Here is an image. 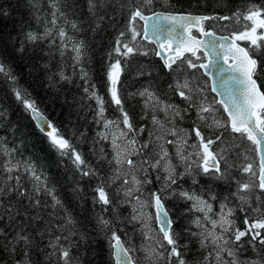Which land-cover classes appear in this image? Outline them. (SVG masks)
Returning a JSON list of instances; mask_svg holds the SVG:
<instances>
[{
  "label": "snow or ice",
  "instance_id": "obj_1",
  "mask_svg": "<svg viewBox=\"0 0 264 264\" xmlns=\"http://www.w3.org/2000/svg\"><path fill=\"white\" fill-rule=\"evenodd\" d=\"M153 5L154 0H128L127 5H121V8L128 7V23L126 30L119 31L113 48L108 53L110 62L106 72L111 102L120 112V117L116 120L105 117L104 98L95 91L94 84H89L88 71L83 66L86 55L84 41L76 40L66 30L65 25H68L75 32L81 31L78 22L69 21L67 13L62 10L63 7L71 9L74 5L63 4V0H48L51 18L44 19L42 31L23 32V39L19 41L17 48L18 52L23 53L26 44H38L47 40L50 47L57 46L61 56L69 48L74 53L72 57L74 67H79L81 79L87 85L83 91L89 99L96 101V117L98 118L96 122L103 125L104 131L98 132L97 136L100 140L110 141L111 144L113 155L108 163L114 164L115 167L108 181L99 177L96 169L87 165L81 153L72 148L69 141L46 120L25 89L14 88V95L25 111L30 113L39 130L46 133L52 146L60 152L61 156H70L72 164L83 177L99 179L100 182L94 190L96 193L94 201L106 206L104 211H108L109 208L115 211L114 199L107 188L110 184L120 182L117 194L122 193L124 199L119 203H130L133 206V214L129 222L140 221L145 239L155 240L153 247L145 249L151 260L162 261L163 264H189L183 251L187 245L180 243L181 232L174 228L175 220L169 215L170 210L166 208V200L169 196H174L189 202L186 211L193 213L190 225H194L197 231H191L190 228L182 231L195 238L199 249L204 250L196 264H264V258L251 261L240 258L245 243L253 250H256L257 244L264 249V211H262L264 206H250L253 197L255 201H259L264 195V90H262L264 87V5L249 4L243 12L238 9L232 16L157 12L153 10ZM29 6L34 10L33 18L40 22L43 18L39 15V0H29ZM87 6L93 21L92 30L96 31L105 21V9L112 6V0H87ZM149 12L150 15L147 14ZM7 14L0 9V18ZM61 20L63 25L60 23ZM210 20H235L237 24L243 21L242 30L233 31L230 36L217 37L215 32L206 27V22ZM137 21L144 22L141 30L136 27ZM149 21H151L150 24ZM193 30L201 37L210 39L205 40L193 35ZM138 38L152 40L158 44L159 49L169 53L164 56L161 51H156V55L163 59V67L169 73L177 74L168 88L186 104V107L181 108L178 104L168 102L166 98L158 95L151 85L133 93L132 95L142 98L144 111L141 119L150 115L153 125L151 131H148L145 126L136 125L133 117L124 108L118 87L124 71L120 57L127 58L141 51L137 44ZM240 41L248 42V46L242 47ZM113 54L117 57L114 60ZM142 54L148 55V52L144 51ZM190 57H194L195 60ZM202 58L207 62L198 63ZM221 58L228 65L231 75L229 80L224 81L226 98L216 103L223 106L228 119L225 123L211 116V123H207L210 114L216 109L212 104L206 103L207 98L203 96L204 89L194 86V80H190L187 76H184L182 80L179 77L182 74V66L185 64L188 69L208 70L215 67L216 71L223 72V67L217 65V60ZM0 74L11 80L13 84L16 83L11 67L2 59H0ZM58 75L60 80H71L63 71ZM213 91L216 89L213 88ZM190 110L195 111L197 117L192 127L197 142L191 144H189V132L177 126V121L184 120L185 114ZM159 113H163V120L159 118ZM3 115L4 113L0 112V117ZM202 124L210 129H225L231 134H239L240 137L246 138L255 145L260 154L258 170L251 162L240 166L241 173L249 178L243 181L237 180V188L231 193V196L239 201V211L259 214L251 218L245 215L246 227L243 230L236 226L233 218L236 209L229 207L228 197L220 202V211L215 212L211 201H215L217 196L212 194L211 189L204 193L180 187L179 181L185 177H191L192 183L198 184L197 175L200 173L211 180L225 183L234 179L230 170L235 165L229 163V152L232 148H239V145H224L214 150L213 145L222 141L223 134H215L214 138L206 136L202 131ZM49 128L51 130L47 131ZM146 131L149 138L141 142L139 136ZM167 145L175 147V157L178 158L179 164L183 165V172L177 171L178 165L172 162L173 156L169 153ZM189 148L192 151H188ZM18 152V147H10L3 139H0V154L6 157L0 168L8 174L3 184H0V209L3 210L0 212V223H3L5 219L9 224L15 223L18 217L27 215L26 212L21 213L20 207L39 208L41 194L49 196L52 201L50 207L54 210L62 209L64 212L63 216L57 215L56 212L50 214L51 218L58 221L52 227L61 232L68 231L67 235H57L53 241H50L48 247L52 251L47 252L49 264H78V258H74L72 254L76 244L71 239L76 235V220L56 196L54 187H49L47 176L39 171L30 159H17ZM98 159H105L103 149L100 150ZM244 159L247 160V157ZM153 171L158 173L155 179L162 180V186L159 190L151 192L147 199H142L144 186L152 183L149 176ZM160 172H163V176L159 174ZM13 173L16 174L13 175ZM23 174H27L31 181V189L23 183ZM9 182L12 183L9 184ZM24 199L29 201L27 206L21 204ZM13 200L20 207H16L12 203ZM147 207L154 209V213L145 212L144 209ZM153 216L159 225L158 230L153 229L149 223ZM29 219L39 220L40 217L29 216ZM97 222L102 230L110 233L109 250L114 264H137L131 255L134 249L126 246L112 220L99 215ZM48 231H51V227ZM156 231L160 234V239L152 235ZM0 238L6 241L5 244L0 245V250H7L9 255L14 257L11 264H33L31 258L33 239L24 225L18 226L12 232L11 238H9L8 227H0ZM83 238L82 233L81 239ZM61 241H66L67 246ZM21 245L22 247H18Z\"/></svg>",
  "mask_w": 264,
  "mask_h": 264
},
{
  "label": "trees",
  "instance_id": "obj_2",
  "mask_svg": "<svg viewBox=\"0 0 264 264\" xmlns=\"http://www.w3.org/2000/svg\"><path fill=\"white\" fill-rule=\"evenodd\" d=\"M63 4L74 5L71 9L63 7L62 10L67 13L69 21L78 22L81 31L75 32L68 25L65 27L76 40H83L85 43L86 55L83 59V66L88 71L89 84H94L95 91L104 98L105 117L116 120L120 117V112L117 106L111 102L106 72L110 62L108 53L112 50L119 31H124L127 27L128 7L121 8V5H127L128 0H112V6L105 9V21L96 31L92 30L93 21L88 12L87 0H63ZM249 4L264 5V0H154L153 10L209 16H232L238 9L243 12ZM39 8V15L43 19L37 22L33 18L34 10L29 6V0H0V9L8 13L0 18V59L11 67L12 73L16 77V83L13 84L11 80L0 74V112L4 113L0 117V139H3L10 147L19 148V152L16 154L17 159H30L36 164L37 169L47 176L49 187H54L56 196L72 213L76 220V235L71 237L76 246L73 248L72 254L74 258H78V264H114L109 250L108 237L110 233L99 227L97 222L99 215L112 220L118 235L121 236L126 246L134 249L131 254L137 264H163L162 261L148 260V263L140 259V253L149 248V239H145L139 221L129 222L133 214L131 204L119 203L124 199L122 193L117 194L120 182L110 184L107 188L114 199L115 211L112 208L104 211L106 206L94 201L96 195L94 190L100 182L99 179L97 177H83L72 164L70 156H61L60 152L52 146L47 135L37 128L30 113L25 111L23 105L14 95V88L25 89L58 133L69 141L72 148L81 153L87 165L96 169L99 177L105 181L109 180L115 167L114 164L108 163L113 155L111 144L110 141L100 140L97 136L98 132L104 131L103 125L96 122L98 119L96 117V101L89 99L83 91L87 85L81 79L79 67H74L72 59L74 53L69 48L61 56L57 46L50 47L47 40L38 44H26L23 53L17 51L19 41L23 39V32L28 30L42 31L44 19L51 18L48 0H39ZM60 23L63 25L62 20ZM242 24L243 21L241 24H237L235 20H210L206 22V27L218 34L231 35L233 31L242 30ZM193 34L197 35V32L193 30ZM239 43L244 47L248 46L246 41ZM137 44L141 49L139 53L127 58L120 57L124 71L121 74V83L118 87L124 108L133 117L136 125L138 127L145 126L148 131H151L153 129L151 117L148 115L141 119L144 111L143 101L139 96L132 95L133 93L151 85L157 94L166 98L168 102L178 104L181 108L186 107V104L178 96L172 94L168 88L177 74L169 73L163 67L162 62L155 56L154 45L140 38H138ZM57 45H59V40H57ZM144 51H147L148 55H143ZM116 58L113 54V60ZM190 58L195 60L194 57ZM203 60L202 58L201 61ZM61 71L71 80H60L58 74ZM184 76L194 80V86L204 89L203 96L207 98L206 103L210 102L212 105L216 103L215 95L209 89L208 78L202 74L200 69H188L185 64L182 66V74L179 78L182 80ZM258 83L262 82L258 81ZM215 106L222 115L219 116L220 119L226 123L227 117L221 105L217 103ZM158 115L160 119L164 118L163 113ZM196 120L195 111L190 110L185 114L184 120L177 121V126L187 130L191 138L194 134L192 131L193 123ZM207 123H211V118ZM201 127L206 136L214 138L215 134H223L222 141L213 145L214 150L224 145H239V148H232L229 152V163L235 165L230 170L234 179L225 183L224 181L211 180L200 173L197 175L198 184L194 185L191 177H185L179 181L180 187L185 190L192 189L204 193L211 189L212 194L217 196L215 201H211L215 212L216 210L220 211V202L228 197L229 207L236 209L233 217L236 226L243 230L246 227L244 224L245 215L251 218L259 214L239 211V201L232 197L231 193L237 188V180L243 181L249 178L241 173V165L251 162L254 164V168L258 170L255 145L246 138L240 137L239 134H231L225 129H210L204 127L203 124ZM148 138L147 131L139 136L141 142L148 140ZM170 146L167 145V148ZM170 148H168L169 153L175 159V164L178 165L177 171L183 172V165L179 164L178 158L174 156L175 151L170 150ZM101 149L105 154L104 160L98 159ZM244 157H247V160ZM5 159L6 157L0 154V165L4 163ZM15 174L13 173V175ZM157 174L155 171L151 172L149 179L152 180V183L145 185L149 193L159 190L162 186V180L157 181L155 179ZM159 174L163 176V172ZM7 175L0 168V184H3ZM11 183L9 182V184ZM23 183L31 189V181L27 174H23ZM257 194H259L258 190ZM12 203L16 207H20L15 200ZM51 203L49 196L41 194V206L39 208L20 207L21 213L26 212L27 215H21L13 224H9L7 219L0 223V227H8L9 238L18 226L24 225L26 227L33 239L31 250L33 264H49L47 252L52 251L48 247L50 241H53L57 235L68 234L67 230L61 232L52 227L58 221L51 218L50 214L56 212L57 215L63 216L64 212L62 209H52ZM21 204L27 206L29 201L24 199ZM250 206H264V195L259 201H255L253 197ZM188 207L189 202L178 197L169 196L166 200V208L170 210L169 214L175 220L174 228L181 232L180 243L187 245L183 249L185 259L189 264H196L204 250L199 249L195 238L182 231L187 228H190L191 231H197L194 225H190L193 213L186 211ZM2 211L0 209V212ZM262 211H264V207H262ZM29 216L33 218L38 216L40 219H29ZM50 227L51 231H48ZM82 233L84 234L83 239H81ZM158 235L160 236L159 233ZM5 243L6 241L0 238V245ZM61 243L67 246L66 241H61ZM18 247H22V245ZM13 258L7 250H0V264H11ZM240 258L248 261L259 260L264 258V249L257 244L256 250H253L251 246L245 243Z\"/></svg>",
  "mask_w": 264,
  "mask_h": 264
},
{
  "label": "water",
  "instance_id": "obj_3",
  "mask_svg": "<svg viewBox=\"0 0 264 264\" xmlns=\"http://www.w3.org/2000/svg\"><path fill=\"white\" fill-rule=\"evenodd\" d=\"M157 12H165V11H157ZM184 13V12H183ZM148 15H150L151 13H147ZM187 14V13H185ZM192 14V13H191ZM192 15H203V14H192ZM141 23V26L143 27V21H140ZM151 23V21H149V24ZM210 31H213L212 29H209ZM214 32V31H213ZM216 33V32H215ZM195 35V34H193ZM199 38L201 39H210L209 37H201L200 34L197 32V35ZM216 36L217 37H220V36H230V35H227V34H218L216 33ZM145 42H149V43H152L155 47V50L156 51H161L162 55L164 56H167L169 55V53L167 52H164L163 49H159L158 48V44L153 42L152 40H144ZM242 47H244L242 44H240ZM155 55H156V52H155ZM157 58L160 59V61L162 62L163 64V59L161 58V56H157ZM201 62H207L206 59H204L203 61ZM217 65L218 66H222L224 71L223 72H218L216 71L215 67L213 68H210L208 70H205V69H200L202 74L204 76H206L208 78V81H209V89L211 91L212 94L215 95V98H216V102L217 101H220L221 99H225L226 98V88L224 86V81H227L229 80V77L231 75V73L228 71V65L224 63L223 59H218L217 60ZM233 87L235 86L234 83L232 85ZM213 88L216 89V91H213ZM219 104V103H218ZM221 105V104H220ZM222 109H223V106L221 105ZM41 112V111H40ZM223 112L225 114V116L227 117V113L224 111L223 109ZM42 113V112H41ZM43 114V113H42ZM31 116V115H30ZM43 116L46 118L47 121H49L51 123V121L47 118V116L45 114H43ZM228 119V118H227ZM33 120V119H32ZM34 124L37 126L36 122L33 120ZM52 125V123H51ZM38 128V127H37ZM39 129V128H38ZM51 129H47V131H50ZM45 133V132H43ZM46 134V133H45ZM255 150H256V146H255ZM256 154H257V158H258V165H259V161H260V154L258 153V151L256 150ZM154 211V209H153ZM170 215V214H169ZM156 223V221H155ZM156 226L159 228V225L156 223ZM132 255V254H131Z\"/></svg>",
  "mask_w": 264,
  "mask_h": 264
},
{
  "label": "rangeland",
  "instance_id": "obj_4",
  "mask_svg": "<svg viewBox=\"0 0 264 264\" xmlns=\"http://www.w3.org/2000/svg\"><path fill=\"white\" fill-rule=\"evenodd\" d=\"M136 27H137L138 30H139V29L141 30V24H140L139 21L136 22ZM209 103H210V102H209ZM210 104H211V103H210ZM216 104H217V103H215V104L213 105V107L216 109V111H215L214 113L210 114V118H211V116H215L217 119L221 120L219 116H222V115L220 114L218 108L215 106ZM163 119H164V118H163ZM163 119H161V120H163ZM221 121H222V120H221ZM171 138H172V137H171ZM171 138H169V139H171ZM196 142H197V141H196V138H195V135H194V134L192 135L191 138H190V136H189V144H191V143H196ZM170 147H171V148H170ZM170 147H168V148H170V150L175 151V147H174L173 145H171ZM168 151H169V150H168ZM188 151H191V148H189ZM174 156H175V154H174ZM175 158H176V157H175ZM172 162L175 164V159H173ZM178 171H179V170H178ZM149 194H150V193L147 191L146 187L144 186V188H143V196H142V199H147V198L149 197ZM130 207H132V210H133V206H132V204H131ZM144 211H145V212H153V213H154V211H153V209H152L151 207H147V208H145ZM216 212H219V210H216ZM139 223L141 224L140 221H139ZM149 223H150V225H151V227H152L153 229H157V230H158V227L156 226V223H155V218H154V216H153V219H152L151 221H149ZM141 226H142V224H141ZM141 228H142V227H141ZM152 235L155 236L156 239H160V236L158 235V231L153 232ZM148 242H149V248H150V247H153V246L155 245V240H151V239H149ZM139 257H140V259H141L142 261H147V262H148V260H151V259L147 256L145 250H144L143 252L140 253ZM148 263H149V262H148Z\"/></svg>",
  "mask_w": 264,
  "mask_h": 264
},
{
  "label": "flooded vegetation",
  "instance_id": "obj_5",
  "mask_svg": "<svg viewBox=\"0 0 264 264\" xmlns=\"http://www.w3.org/2000/svg\"><path fill=\"white\" fill-rule=\"evenodd\" d=\"M141 28H142V26H141ZM155 48V47H154ZM155 52H156V50H155ZM156 56V55H155ZM159 59V58H158ZM160 60V59H159Z\"/></svg>",
  "mask_w": 264,
  "mask_h": 264
}]
</instances>
